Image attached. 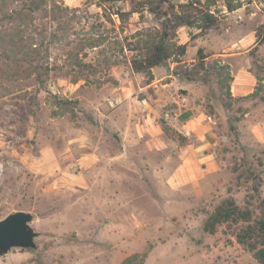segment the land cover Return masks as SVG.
<instances>
[{
	"label": "rangeland",
	"instance_id": "rangeland-1",
	"mask_svg": "<svg viewBox=\"0 0 264 264\" xmlns=\"http://www.w3.org/2000/svg\"><path fill=\"white\" fill-rule=\"evenodd\" d=\"M56 1L70 12L41 61L45 83L29 64L0 61V219L30 212L38 232L37 248H12L0 264H260L236 240L245 223L215 234L203 224L230 196L264 216V100L247 97L264 94L250 54L264 0H232L234 11L216 0L204 33L174 26L188 0ZM165 23L171 57L137 71ZM257 55L264 64V43ZM185 109L188 133L177 125ZM189 145L203 146L197 160Z\"/></svg>",
	"mask_w": 264,
	"mask_h": 264
},
{
	"label": "trees",
	"instance_id": "trees-1",
	"mask_svg": "<svg viewBox=\"0 0 264 264\" xmlns=\"http://www.w3.org/2000/svg\"><path fill=\"white\" fill-rule=\"evenodd\" d=\"M215 3L216 0H188L180 6L179 12L173 11L174 26L197 27L202 33L213 29L218 22V17L212 10ZM225 3L228 11H234L241 6L234 4L232 0H225ZM193 10L195 14L192 13ZM68 12L70 8L62 6L56 0H51L49 3L47 0H0V61L6 66L29 64L37 81L41 84L45 83L44 76L49 74L51 68L41 61L46 58L52 42L58 39V30L67 28L64 24L67 21L64 19L68 17ZM115 13L120 16L124 14L120 9ZM44 17H51L53 22L57 23L55 29H45V34V31L37 32V20ZM163 26L161 38L155 44L153 53L144 60L133 61V67L137 71L150 72L154 66L166 63L171 57V47L167 43L169 27L166 23ZM263 43L264 24L257 28L256 43L250 51L254 58L253 63L260 69H264V64H260L257 51ZM100 44L99 40H89L90 47L94 48ZM176 49L179 55H184L187 44H179ZM197 54L204 67L205 59L208 57L204 48L200 47ZM81 64L82 62H79V65ZM230 75L229 73L228 77ZM257 96L264 100V94H261L258 89L247 97ZM254 191H259L258 186H254ZM262 201L264 204V199ZM229 222L246 224L235 234L236 240L250 251L260 264H264V216L254 219V213L250 207L241 208L236 199L230 196L223 199L207 216L203 229L209 234H215L222 224Z\"/></svg>",
	"mask_w": 264,
	"mask_h": 264
},
{
	"label": "water",
	"instance_id": "water-1",
	"mask_svg": "<svg viewBox=\"0 0 264 264\" xmlns=\"http://www.w3.org/2000/svg\"><path fill=\"white\" fill-rule=\"evenodd\" d=\"M33 215L27 211H16L0 219V255L12 248H37L38 232L31 226Z\"/></svg>",
	"mask_w": 264,
	"mask_h": 264
},
{
	"label": "crops",
	"instance_id": "crops-1",
	"mask_svg": "<svg viewBox=\"0 0 264 264\" xmlns=\"http://www.w3.org/2000/svg\"><path fill=\"white\" fill-rule=\"evenodd\" d=\"M193 110L192 109H185L179 112V114L177 115V125L179 127H181L186 133L189 132V127H190V123L193 121ZM205 146V145H204ZM189 151H191L190 157L191 159L197 160V155L199 154V152L201 151V149L203 148L202 145L199 146H194V145H189ZM205 159H208V156L205 157Z\"/></svg>",
	"mask_w": 264,
	"mask_h": 264
},
{
	"label": "built area",
	"instance_id": "built-area-1",
	"mask_svg": "<svg viewBox=\"0 0 264 264\" xmlns=\"http://www.w3.org/2000/svg\"><path fill=\"white\" fill-rule=\"evenodd\" d=\"M169 116H170V114H169V113H167V114H166V117H169Z\"/></svg>",
	"mask_w": 264,
	"mask_h": 264
}]
</instances>
